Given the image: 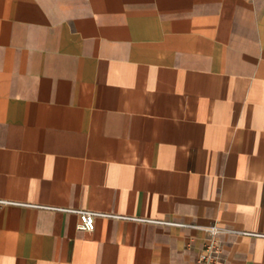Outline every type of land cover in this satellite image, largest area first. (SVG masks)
Segmentation results:
<instances>
[{"label":"crops","instance_id":"0c3cea01","mask_svg":"<svg viewBox=\"0 0 264 264\" xmlns=\"http://www.w3.org/2000/svg\"><path fill=\"white\" fill-rule=\"evenodd\" d=\"M0 200L189 224L0 201V264H264V0H0Z\"/></svg>","mask_w":264,"mask_h":264},{"label":"built area","instance_id":"2783aa9c","mask_svg":"<svg viewBox=\"0 0 264 264\" xmlns=\"http://www.w3.org/2000/svg\"><path fill=\"white\" fill-rule=\"evenodd\" d=\"M0 201L5 202L7 200H0ZM7 202L76 212L80 215V218H81L79 227L81 229H87V230H93L96 228V220H97V217L99 216L126 218V219L150 221V222H157V223L177 224V225H182V226L189 225L186 222H177V221L161 219V218H152V217H147V216L123 214L120 212H110V211H103V210H97V209H92V208L51 206V205L40 204L36 202H18V201H7ZM199 226L204 227L209 233V241L206 243L203 251L201 252V255L199 258V262H200L199 264H218L220 257H221L220 256L221 247L218 241V236L224 230V228L220 226L219 224H209V225H199ZM243 232L248 233V234H254V235L263 234L260 232H252V231H247V230H244Z\"/></svg>","mask_w":264,"mask_h":264}]
</instances>
